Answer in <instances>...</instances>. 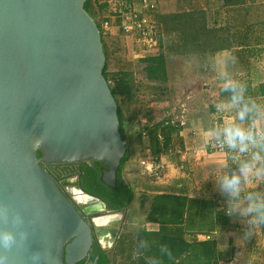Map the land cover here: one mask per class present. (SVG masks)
I'll return each instance as SVG.
<instances>
[{
  "label": "water",
  "instance_id": "obj_1",
  "mask_svg": "<svg viewBox=\"0 0 264 264\" xmlns=\"http://www.w3.org/2000/svg\"><path fill=\"white\" fill-rule=\"evenodd\" d=\"M84 4L0 0V231L16 238L0 247L4 264H76L92 228L100 240L115 224L97 226L110 216L104 204H73L42 165L98 162L114 187L124 155L100 30Z\"/></svg>",
  "mask_w": 264,
  "mask_h": 264
},
{
  "label": "trees",
  "instance_id": "obj_2",
  "mask_svg": "<svg viewBox=\"0 0 264 264\" xmlns=\"http://www.w3.org/2000/svg\"><path fill=\"white\" fill-rule=\"evenodd\" d=\"M175 1V12L160 14L156 11L151 15L157 30L158 52L154 56L137 60L145 82L143 85L146 87L136 82L132 68H118L113 73L107 71L112 56L118 55V49L111 50V44L101 35L105 54L102 74L117 105L119 133L125 151L116 170L115 187L105 185L99 174L98 180H95L99 186L90 193L107 203L110 208H115L117 203H121L120 208H125L134 200L133 189L128 184L124 185L122 178V172L128 162L138 159L135 150L131 148L132 143L136 142V147L143 157L148 155L154 160L182 149L179 138L182 126L178 121H174L171 115L156 122L152 111L147 110L142 113V121V118H138V113L125 117L121 109V104H139L138 96L142 89L149 93L150 101L154 104L170 102L168 88L172 79L168 74V59L194 56L203 65L210 64L220 53H229L234 80L244 85L245 98L253 100L259 107V112H253L252 115L257 118L264 117V83L252 86L247 79L252 61H259L264 65V17L262 20H255L256 22L251 21L249 10L257 0H221L219 8L225 12L221 23H218L217 19L210 21L206 9L192 6L191 0ZM209 6L211 4L206 2L207 9ZM234 7L238 12L232 20L228 18L227 12L236 11ZM84 9L100 28L99 18L104 6H99L97 0H85ZM226 9L229 10L226 12ZM239 27L242 29L237 30ZM115 42L117 43V40ZM242 73L246 74V78L240 77ZM221 89L222 86L218 88V103L227 102L229 99V94ZM210 113L218 111L211 106ZM136 119L137 129L133 125ZM131 134L134 135L133 140L128 139ZM223 151L231 168H236L235 161L229 159L227 150ZM94 163L100 165L98 162ZM201 186L206 188L205 192L191 198L179 194H153L151 197L143 194L141 205L150 203L146 223L157 224L158 228L154 231L140 227L133 231L131 236L120 240L117 245L118 254L124 258L125 264H151L154 259L158 264H224L230 260L234 248L229 245L225 250L220 248L213 232H225L227 227L232 225L231 218L222 211L224 203L217 202L206 184ZM118 189H122L119 194ZM201 235L209 238L201 240L198 238ZM162 246H167L168 253L161 251ZM95 250L99 248L95 247ZM95 255L93 253L92 256ZM99 261L108 264L111 262L108 254L100 255Z\"/></svg>",
  "mask_w": 264,
  "mask_h": 264
},
{
  "label": "crops",
  "instance_id": "obj_3",
  "mask_svg": "<svg viewBox=\"0 0 264 264\" xmlns=\"http://www.w3.org/2000/svg\"><path fill=\"white\" fill-rule=\"evenodd\" d=\"M156 1L158 13L168 14L176 11L175 0ZM206 2L211 4V6L208 7L209 9L206 8ZM190 3L196 8L206 9L210 21L217 19L218 23H221L225 17V12L219 8L221 0H191ZM252 7H259L260 13L264 12V0H257L254 5L250 6L249 10L255 12ZM228 10L229 9H226V12ZM235 10L236 11L233 10L231 12H227L228 18L232 20L235 19L234 15L238 12L237 8ZM217 11L219 12L216 13ZM240 28L241 27L236 29L240 30ZM126 42H129V40ZM130 52L132 54L133 50L130 49L129 53ZM156 54L157 53H151L153 56ZM185 57H188L184 60L186 63H194L192 67L193 73L190 72V74L187 72V77L190 74L192 79L199 78L201 82L203 80V88L206 85L205 79H214V86L216 89L210 90L211 93L213 92L214 99H212V102H208V97L211 94L209 93V90L207 91L206 89H203L198 91L196 89L198 94L200 93L198 98L200 99L201 104L196 105L192 110L188 111V113L184 116V121H178L182 126L179 133L182 149L176 152H169L160 156L159 159L154 160V164L156 166L155 169L157 170L156 172L159 177L156 178L157 180L154 178L155 180L152 181L151 184L145 182L140 187L141 191L149 197L153 194H179L191 198L194 195H202L206 188L201 186V184H206L215 199L218 200L217 202L221 204L224 203V197L217 191L211 177L219 175L224 170L222 165L225 162L228 163V160L226 153L223 150L214 148L215 140L211 137L210 131L217 125L234 121L236 117V110L234 108H226L223 112L210 113V109L211 106L216 109V105L218 103V95L216 96L217 93L214 91L222 86L219 74L226 71L230 78L234 80V77L232 76L234 74L231 70L232 60L227 52L218 54L213 60H211L210 64L203 63V65H201L202 63L194 56ZM252 63H256V61H252L251 65ZM254 74V78H252L254 82L251 83L252 86L264 83L263 73ZM190 84L195 86L194 82H190ZM249 116L250 117L242 123V127H252L255 130H264V117L257 118L256 115L253 116L252 113ZM237 122L239 123V121ZM146 156L149 157L148 155ZM131 162L133 161L128 162L126 168L129 167ZM233 170H235V168ZM256 186L257 180L255 177H250L244 184L245 190H254ZM230 223L232 225L227 227L226 231L222 233L227 234L226 242L234 248V252L232 258L224 264H264V230H258L256 237L249 240L248 243L243 246L242 250L234 243L236 236L241 231V225L234 222L232 218ZM146 225L153 226V229L151 230L154 231L158 228L157 224L146 223ZM219 233L220 231L213 232V235L217 238L220 246V243L222 242L223 245L225 240L222 238L219 239ZM198 238L204 240L209 237L201 235L198 236ZM220 248L223 249L224 246H221ZM240 252L241 255L238 257V253Z\"/></svg>",
  "mask_w": 264,
  "mask_h": 264
},
{
  "label": "clouds",
  "instance_id": "obj_4",
  "mask_svg": "<svg viewBox=\"0 0 264 264\" xmlns=\"http://www.w3.org/2000/svg\"><path fill=\"white\" fill-rule=\"evenodd\" d=\"M219 79L222 81L221 91L227 92L229 99L217 103L216 109L223 112L226 108H234L236 117L234 121L211 129L210 135L222 150H227L236 168L233 170L225 162L222 165L224 170L211 178L217 191L224 197L222 211L241 225L234 243L243 250V246L256 237L258 230H264V130L241 126L251 113L259 112L258 105L245 98L244 85L231 79L226 71L219 74ZM250 177L256 178L257 186L254 190H245L244 184ZM221 238L225 240V250L228 247L227 234L220 231ZM15 242L11 231H0V247L8 249ZM161 251L168 253L167 246H162ZM5 260L6 257L0 256V264H4ZM151 264H158V261L154 259Z\"/></svg>",
  "mask_w": 264,
  "mask_h": 264
},
{
  "label": "rangeland",
  "instance_id": "obj_5",
  "mask_svg": "<svg viewBox=\"0 0 264 264\" xmlns=\"http://www.w3.org/2000/svg\"><path fill=\"white\" fill-rule=\"evenodd\" d=\"M252 9H254L255 12L251 10V18H252L251 21L262 20L264 12L260 13L259 7L257 8L252 7ZM105 40L106 42L111 44V45L108 44V46L110 45L111 50H113L114 48L118 49L117 53L120 56V57L118 55L116 57L112 56V60L109 62L107 66V71L109 73H113L116 70H118V68H122V67L132 68L134 71L136 82L140 84V86H142L145 82L142 79V74L139 71L140 63H138L137 61L138 59L133 58L131 52L129 53L130 49L134 51L136 50V47L130 41L126 42L124 38L118 39L117 35L105 37ZM116 40L117 43L115 42ZM187 58L188 57L170 58L167 61V65H170V67H168V74L170 79H172L168 88L169 90L168 96L170 98L171 103L157 102V104H154L152 101H150L149 93L147 92L145 93V91L142 89L140 90L141 94H139L138 96L139 104L130 105V106H127V104H121V109L123 111L124 116L129 117L135 113H138L139 114L138 118L140 119L142 118L141 120L143 121L144 119L142 117V113L143 112L145 113L147 110H151L154 116V120L156 122L162 120L164 117L169 115H171L173 117V120L175 121H180V120L184 121V116L188 113V111L192 110L193 107H195L196 105L201 104V101L198 98L200 96L199 95L200 93L198 94V91L206 89L207 91L209 90V93H211L210 90L216 89L214 86L215 82L213 78H210L209 80L205 79L206 85L204 86V88H203V84H204L203 80L201 82L199 78L192 79V76L190 74L193 73L192 67L194 63L192 62L186 63L184 60H186ZM187 72L189 73L191 72L190 74L188 73L189 74L188 77H187ZM254 73L257 74L263 73L264 76V65L262 64V62L256 61V63H252L251 71L247 78L248 80H250L249 82L251 83L254 82V80L252 79L254 78L255 75ZM240 77L246 78V74L242 73ZM190 82H194L195 86H192ZM143 86L146 87V85ZM214 92L217 93L216 94L217 96L218 89L215 90ZM211 94L208 97V102H212L213 101L212 99H214L213 92ZM136 124H137V119L133 121V125L137 129ZM133 136H134L133 134L128 135V139L131 138L133 140L134 138ZM131 148L135 150V156L138 157V159H136V161L131 162L129 164V167L124 169V171L122 172V178L124 182L130 185L134 192L133 202L124 211L125 221L122 232L129 236H131V233H133V231H135L137 228L140 227H145L148 230L153 229V226L146 225V215L149 210L150 204L149 202H146L143 206L141 205V201L143 200L142 196L144 193L143 191H141L140 186H142V184H144L145 182L151 184L152 181H154L156 178L159 177V175H156L155 177L152 178V176H148L145 174L143 168L139 166V159L145 158L147 156L143 157L141 155V152H139V149L136 147V142L131 144ZM155 174H157V172ZM118 216L119 218H121L122 214L121 215L119 214ZM101 244L105 245L102 242ZM228 245L231 246L229 243ZM221 246H223L222 242L220 243V247ZM105 250L109 255L111 261L110 264H125L124 258L122 256H119L118 254L117 246L115 248L105 249Z\"/></svg>",
  "mask_w": 264,
  "mask_h": 264
},
{
  "label": "built area",
  "instance_id": "obj_6",
  "mask_svg": "<svg viewBox=\"0 0 264 264\" xmlns=\"http://www.w3.org/2000/svg\"><path fill=\"white\" fill-rule=\"evenodd\" d=\"M97 4L104 6L99 18L102 36L117 35L129 40L136 47L132 52L134 59L158 52L157 30L151 17L157 11L156 0H97ZM214 148L222 150L216 142ZM149 157L139 159V166L146 175L155 177V162Z\"/></svg>",
  "mask_w": 264,
  "mask_h": 264
},
{
  "label": "flooded vegetation",
  "instance_id": "obj_7",
  "mask_svg": "<svg viewBox=\"0 0 264 264\" xmlns=\"http://www.w3.org/2000/svg\"><path fill=\"white\" fill-rule=\"evenodd\" d=\"M46 172L50 175L53 181L58 185V187L62 190L65 196L73 203V204H84L87 203L90 197L97 199L98 201L102 202L105 206V213L106 215H111L115 217V224L113 227L107 228L105 232L101 234H107L108 239L105 245L101 244V241L96 239L95 232H93V242L91 248L81 261L76 264H108L106 262L99 261L100 255L107 254L105 249L115 248L120 240H123L124 237L129 236L122 232L123 225H124V211L130 205L125 208H120L121 203H117L115 208H110L109 205L98 197L93 196L90 191L95 190L99 184H96L95 180H98L99 174L100 179L102 177V171L105 167L100 165H95L94 162L90 161H81L77 163H68V164H42ZM116 176V175H115ZM102 181V180H101ZM116 183V180H115ZM124 185L126 183L124 182ZM115 187V185H114ZM118 194L122 192V189H118ZM121 215L119 218L118 215ZM104 216V214H100L99 216ZM96 217V216H95ZM85 220L90 223L92 222V216H85ZM96 219V218H95ZM95 247H98L99 250H95ZM102 251V252H99ZM96 254L95 256H92ZM110 264V263H109Z\"/></svg>",
  "mask_w": 264,
  "mask_h": 264
},
{
  "label": "bare ground",
  "instance_id": "obj_8",
  "mask_svg": "<svg viewBox=\"0 0 264 264\" xmlns=\"http://www.w3.org/2000/svg\"><path fill=\"white\" fill-rule=\"evenodd\" d=\"M114 220H115V217L110 215V216L95 219L94 222L97 226H100L102 224H108V223L114 222ZM107 239H108L107 234H102L100 237V241L104 244L108 242Z\"/></svg>",
  "mask_w": 264,
  "mask_h": 264
}]
</instances>
